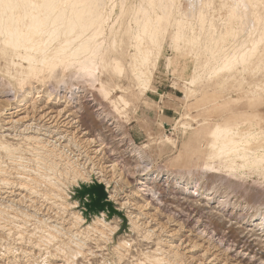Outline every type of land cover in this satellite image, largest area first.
<instances>
[{"label":"rangeland","instance_id":"rangeland-1","mask_svg":"<svg viewBox=\"0 0 264 264\" xmlns=\"http://www.w3.org/2000/svg\"><path fill=\"white\" fill-rule=\"evenodd\" d=\"M189 1L174 0L169 5L172 19L154 20L150 35L155 51L160 47L162 51L153 82L150 87L142 85V93L130 77L128 38L119 54H107L123 63L120 77L108 68L100 74L105 87L119 84L127 89L115 96L128 102L122 103L120 118L111 112L114 102L101 98V83L91 86L75 69L58 68L53 78L25 84L9 76L10 60L0 57V264H264V150L259 149L264 134L253 131L264 129V62L250 70L237 67L219 77L209 76L212 57L193 45L201 31L198 19L184 15ZM205 1L208 17L216 24L231 19L229 0H203L201 5L196 0L195 11ZM121 2L116 0L112 7L115 15L120 14ZM125 2L126 13L134 5L152 13L141 0ZM263 11L264 0L254 9ZM123 18L131 24L127 15ZM136 27L133 38L137 32L142 35ZM137 57L143 67V52ZM196 65L200 77L187 85ZM52 89L59 98L48 97ZM78 90L81 96L69 103ZM255 116L261 119L259 124H251ZM216 126L238 130L239 135L228 133L216 141L212 135ZM29 136H40L49 148L63 152L39 165L30 154L37 144L29 143ZM230 140V145L247 148L241 153H255L246 158L251 164L243 167V160L234 164L233 155H226L222 145ZM102 143L104 151L96 153ZM2 144L14 150L16 158ZM210 155L214 170L205 171L212 162ZM256 158L254 166L251 159ZM54 161L57 166L50 170ZM75 170L90 182L77 184L72 178ZM28 179L31 183L21 187L20 182ZM93 180L109 183L108 195L125 216L108 217L111 226H118L114 234L110 227L93 224L103 212L87 219L75 199L79 186ZM140 181L152 194L140 190ZM130 220L136 226L133 230ZM22 232L24 238L19 237ZM77 243L82 252L71 257L68 248L77 250ZM27 251L32 253L28 262Z\"/></svg>","mask_w":264,"mask_h":264},{"label":"bare ground","instance_id":"bare-ground-1","mask_svg":"<svg viewBox=\"0 0 264 264\" xmlns=\"http://www.w3.org/2000/svg\"><path fill=\"white\" fill-rule=\"evenodd\" d=\"M141 1L149 6L152 13H147L138 5H134L130 10L128 9L129 12L126 13L125 0H122L120 14L117 15H115L116 12L113 10L116 5V0H0V57L5 60H10L9 76L16 81L27 84L32 79L45 81L44 79L48 76L53 78L58 68L64 70L75 69L78 77L85 80V82L89 83L91 86H96L99 82L101 83V98L105 101L114 102L111 106V112L114 113L117 118H120L123 116L122 103H126L125 105H127L128 102L122 95H119L117 99L115 96L127 89L126 87H121L119 84L112 88L105 87V84L101 81L100 74L108 68L113 76L120 77L124 73L123 63L120 57L114 56L112 58H107V54H119L122 47L121 44L128 38L130 48L132 49V52L129 54L131 58L130 77L133 78L137 87L139 82L141 85L147 86L149 84L147 72L151 74L150 68L155 64L153 63V55L155 47H157L152 39L153 37L150 35V28L153 27L154 20H158V23H160L161 19H172V15L169 13V5H172L174 0ZM194 1L196 0L189 1V8L185 11L184 15H186L188 19H194L195 17L198 19L201 31L198 33V36L194 38L193 45H200L201 48L209 52L207 54L212 57V61H210L212 65L209 67V76L219 77L220 73L233 71L237 67L250 70V67L256 62H264V11L259 13L254 12L258 3L262 4L263 0H229L231 2L230 6H228L231 19L220 20L218 24H216L215 19L208 17L209 14H207L206 10L209 8V3H207V1L196 11L194 9L196 2ZM202 2L203 0H199L198 4L201 5ZM227 2L228 1H226V3ZM243 7L245 11L242 10ZM241 10L243 11L242 16ZM125 15L130 18L131 24L125 23V19L123 18ZM135 26H138L136 28L142 32V35L137 32L136 36L134 35L133 38ZM164 29L165 28H163V30ZM178 29L182 31L184 27L178 25ZM111 40L112 44H109L108 42ZM110 47H112L111 51ZM159 50L160 48L157 51ZM142 52V62L144 66L140 67L137 55ZM15 58H17L19 62H17ZM213 65H215V67ZM199 75L200 72H198L196 65L193 71V78L186 84H195V81L197 82L200 77ZM224 79L227 80L226 78ZM61 82L65 83L64 80ZM140 92L142 93L143 91L140 90ZM47 94L50 99L55 100L56 97L59 98L56 91L53 89ZM74 95L75 97L72 95L68 98L70 100L69 103H74V100L76 101V98L81 96L79 90L75 92ZM12 97L14 98V96ZM23 100L24 99L21 101ZM56 119L58 121V118ZM254 120L255 122L251 124H259L261 121L258 116H255ZM66 122H68V120ZM25 129H27V127H25ZM253 131L257 136H262V134H264V129L262 132ZM228 133L234 136L239 135L238 130L233 132L226 126H216L212 135L214 140L220 141L221 139H225L223 136L228 137ZM39 137L35 138L29 136L26 138L29 143L33 142L37 144V147L33 148L30 154L36 159L39 165L47 162L50 157L54 158V156H57L58 152L60 154L63 152L60 149L57 150V147L53 145L52 147L54 148H49V142H47L48 145H45L46 143L41 141ZM168 140L170 139L168 138ZM232 142L233 141L230 140V143H223L222 145V149L225 151L226 155H233L234 164L242 160L243 167L247 164H251L246 158L249 155H255V153L250 152V150L247 154L241 153L242 150H247V148L240 145H230ZM102 146L104 147L103 143L99 150L95 152L99 153L100 151V153H102L104 151ZM2 148L8 152L10 157L14 156V150H11L3 144ZM212 148H216L215 144H212ZM259 149L260 151L264 150V146ZM209 157V160L212 162L207 163L204 168L205 171L214 170V157L212 155ZM251 160L252 165H258V158ZM49 164L50 170L51 167L57 166L55 161ZM95 165L94 167H96ZM113 166H116V164ZM100 170L101 169H99V172ZM39 172L41 171H36V174ZM167 175L172 174L167 173ZM72 178L77 184L80 182L79 180H90V178H83L82 174L76 172V170ZM30 181L32 180H22L20 182L21 187H27L28 184L31 183ZM140 184L142 186V189H140L141 191L147 192V195H149V192L152 194V189L149 190L146 188L144 181H140ZM107 187H109V185ZM194 194H198V189H196ZM151 196L152 195H150V197ZM109 199L113 201V195H110ZM73 206H77V202H75ZM107 214V211L101 213L99 217L95 218L93 224L105 228L110 227L112 230L111 232L114 234L117 232L118 226H111L112 223L108 220ZM75 218L78 222L83 221L81 215H77ZM130 221L132 222V226H130L129 229L133 230L136 226L132 220ZM24 234L25 233L22 232L19 237L24 238ZM28 236L32 238L34 235L29 234ZM50 237L53 238V236ZM75 245L77 246V250L68 248L71 257H76L82 252L83 246L78 243ZM63 251L64 250H62V252ZM25 253L26 261L28 262L32 253L28 251ZM173 257L175 259L177 254L175 253ZM154 261H156L155 263H159L160 259L158 258ZM178 262L179 261H177V264Z\"/></svg>","mask_w":264,"mask_h":264},{"label":"water","instance_id":"water-1","mask_svg":"<svg viewBox=\"0 0 264 264\" xmlns=\"http://www.w3.org/2000/svg\"><path fill=\"white\" fill-rule=\"evenodd\" d=\"M76 193L77 196L75 199L83 205V215L87 219H90V217L94 215H99L101 212L107 211L110 219L114 216H118L125 220L124 214L116 209L113 201H110L104 183L93 180V184H81Z\"/></svg>","mask_w":264,"mask_h":264},{"label":"crops","instance_id":"crops-1","mask_svg":"<svg viewBox=\"0 0 264 264\" xmlns=\"http://www.w3.org/2000/svg\"><path fill=\"white\" fill-rule=\"evenodd\" d=\"M158 50V49H157ZM155 51L154 52V55H153V57H154V60H153V63H155L153 66H151V74L149 73V72H147L148 73V76H149V84H148V87H150L151 86V84H152V82H153V74H154V72H156L157 71V69H158V64H159V62H160V52L162 51V49H161V47H160V50L159 51ZM168 61L169 62H171L172 60L171 59H168ZM168 62V63H169ZM171 66L169 65V64H167V68H170ZM208 68H206V70H207ZM203 71V70H202ZM203 76H205L204 74H203ZM208 79L210 78L209 76H206ZM142 85L140 84V82H139V84H138V87H137V89H140L141 90V87Z\"/></svg>","mask_w":264,"mask_h":264}]
</instances>
